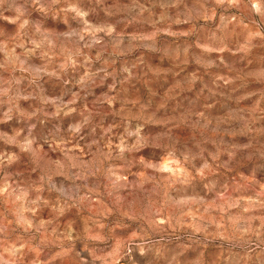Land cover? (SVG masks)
I'll list each match as a JSON object with an SVG mask.
<instances>
[{
  "label": "rangeland",
  "instance_id": "rangeland-1",
  "mask_svg": "<svg viewBox=\"0 0 264 264\" xmlns=\"http://www.w3.org/2000/svg\"><path fill=\"white\" fill-rule=\"evenodd\" d=\"M0 264H264V0H0Z\"/></svg>",
  "mask_w": 264,
  "mask_h": 264
}]
</instances>
